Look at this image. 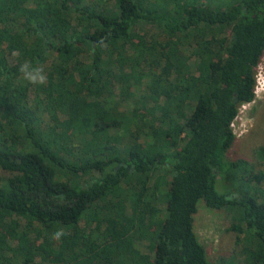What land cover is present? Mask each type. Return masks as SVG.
Returning <instances> with one entry per match:
<instances>
[{"label":"trees","instance_id":"1","mask_svg":"<svg viewBox=\"0 0 264 264\" xmlns=\"http://www.w3.org/2000/svg\"><path fill=\"white\" fill-rule=\"evenodd\" d=\"M263 59L264 0H0V264H214L201 202L264 264V189L229 159Z\"/></svg>","mask_w":264,"mask_h":264},{"label":"rangeland","instance_id":"2","mask_svg":"<svg viewBox=\"0 0 264 264\" xmlns=\"http://www.w3.org/2000/svg\"><path fill=\"white\" fill-rule=\"evenodd\" d=\"M260 67L259 71L264 75V59ZM131 108L128 104L124 105V109L127 111H130ZM43 118L46 125L49 124V119ZM236 132L237 140L230 151L229 159L232 161L245 160L253 166V176H250V183H247L246 190L250 194H254L256 189H264V96L258 98L255 103L240 113ZM183 137L185 136H181V138ZM8 176L9 174L0 168V177ZM223 186L225 184L222 179H219L217 190L222 192ZM2 215L8 223L14 222V218L7 213ZM232 226L233 219L229 212L207 207L204 202L199 204L194 229L212 263L243 264L242 247L238 243L239 235L231 229ZM8 238L10 235H5V239ZM240 238L244 240L245 235H241ZM136 247L147 256H152V249H149L148 242H137Z\"/></svg>","mask_w":264,"mask_h":264},{"label":"clouds","instance_id":"3","mask_svg":"<svg viewBox=\"0 0 264 264\" xmlns=\"http://www.w3.org/2000/svg\"><path fill=\"white\" fill-rule=\"evenodd\" d=\"M19 71L22 73L23 78L32 85H45L48 77L45 70L40 65H33L31 62L25 61L20 65ZM68 235L63 229L55 231L51 239L60 241L64 236Z\"/></svg>","mask_w":264,"mask_h":264},{"label":"built area","instance_id":"4","mask_svg":"<svg viewBox=\"0 0 264 264\" xmlns=\"http://www.w3.org/2000/svg\"><path fill=\"white\" fill-rule=\"evenodd\" d=\"M261 66V63L260 65L256 68V72H257V76H256V79H257V84H256V88H255V100L251 103H247V104H243L241 107H240V110H239V114L238 116L235 118V120L232 122L231 124V128L234 132V134L236 135V124H237V121L240 117V113L246 109L248 106H250L251 104L255 103L256 100L260 97L263 98L264 96V75L261 74V72L259 71L260 70V67Z\"/></svg>","mask_w":264,"mask_h":264}]
</instances>
